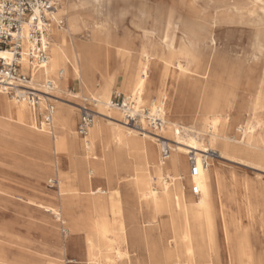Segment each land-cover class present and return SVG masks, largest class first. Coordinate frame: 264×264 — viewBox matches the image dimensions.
I'll return each instance as SVG.
<instances>
[{
  "label": "bare ground",
  "instance_id": "bare-ground-1",
  "mask_svg": "<svg viewBox=\"0 0 264 264\" xmlns=\"http://www.w3.org/2000/svg\"><path fill=\"white\" fill-rule=\"evenodd\" d=\"M68 10L63 2V7L54 13L49 61L43 69L34 72L29 84L44 93V96L40 94L38 106L10 98L0 88V140L22 138L31 146L69 159L70 171H57L60 203L50 210L57 217L64 216L73 230H84L89 261L119 264L126 256L121 245L134 235L131 224L138 225L134 212L127 207V200L132 197L143 210L145 222L156 224L158 231L157 239L153 240L147 227L137 229V236L149 245L148 264H212L210 249L219 218L231 247L232 264H264V259L257 260L247 244L243 223L245 219L252 218L257 208L255 197L248 195V192H254L253 186L237 183V188L244 191L239 203L242 211L239 217L228 215L227 204L221 202L219 207L216 204L218 197L225 193V186L222 175L213 168L214 161L209 160V166L198 176L189 175L188 171L189 155H194L200 164L202 150H214L219 158L264 167V126L256 116L258 109H264V86L260 85L255 94L249 117L243 110L251 108V104L248 105L243 92L237 91L242 75L253 72V69L241 62L232 67L226 91L215 87L210 92L201 91V96L193 100L187 98L190 69L182 59L186 62L193 59L195 72L200 75L207 76L210 70L194 54L198 50L186 33L179 39L175 35L169 38L161 36L159 46L142 43L135 52L129 39L113 38L104 33L101 24H95L90 28L88 41L79 42L74 36L85 25L81 24L78 15ZM66 11L67 28L56 26L55 21L65 16ZM165 50L168 54L163 53ZM114 62L124 72V92L138 95L142 106L151 110L158 108L166 114L167 111L177 114L184 110L190 115L188 125L178 121L177 115L165 118L163 130L174 136L177 146L164 137H155L156 133L148 132L145 122L140 131H130L131 128L126 131L122 128L110 130L100 120L102 115L117 122L124 118L121 110L109 105L116 79L112 68ZM151 69L152 77L149 74ZM64 72L69 78L80 81L84 99L90 100L94 107L100 105L99 109L95 108L99 118H95L91 126L93 139L90 140L88 134L84 138L85 153H81L74 130V112L63 108L64 101L51 97V89L46 85L48 80H52L53 89H56L64 78ZM145 92L146 98L142 96ZM175 93L177 100L174 101ZM49 99L55 102L54 110L45 115V120L37 126V109L41 112L42 108L48 107ZM72 107L80 110V106ZM11 122L16 126H11ZM126 124L128 122L125 121L120 126L127 128ZM256 126L261 128L257 130ZM184 130L196 135L191 138L186 133V140H183ZM205 140L208 145L202 144ZM165 143L171 151L163 159L160 148ZM92 174L106 177V191L100 187L93 188ZM185 181L200 188L198 199L187 194ZM82 192L87 193V198L81 196ZM230 198L233 200L234 195L231 194ZM83 201L93 211V217L85 226L79 227V219L74 213L78 202ZM231 227L235 228L234 237ZM165 235L168 236L166 243Z\"/></svg>",
  "mask_w": 264,
  "mask_h": 264
},
{
  "label": "rangeland",
  "instance_id": "rangeland-1",
  "mask_svg": "<svg viewBox=\"0 0 264 264\" xmlns=\"http://www.w3.org/2000/svg\"><path fill=\"white\" fill-rule=\"evenodd\" d=\"M63 2L68 11L78 15L81 24L85 25L74 36L79 42L88 41L90 28L95 24H101L104 33L113 38L129 39L135 52L142 43H155L159 46L162 42L161 36L169 38L175 35L179 39L186 33V37L193 40L198 50L194 54L201 60V64L210 70L207 76L200 75L195 72L193 59H188L187 62L182 59L190 69L187 98L193 100L201 96V91L210 92L215 87L226 91L232 67L244 62L253 72L242 75L237 91L243 92L248 105L251 104V108L243 110L244 115H251L255 94L260 85L264 86V0H59L60 7H63ZM67 17L66 11L63 16L64 28H67ZM159 49L161 52V46ZM163 53L168 54V51ZM120 67L114 62L112 68L116 79L113 92L125 93V75ZM149 74L153 76L152 69ZM63 77V80L58 82V87L50 90L51 97L64 101L66 104H62L63 108L74 112V130L80 142L81 153H85L86 136L77 133L80 111L72 106L87 105L99 109L100 105L94 107L90 100H83L84 93L81 92L78 79L69 78L66 72ZM98 81H101L99 77ZM40 94L44 96V93ZM142 96L146 98L147 92ZM152 96L151 94L150 97ZM175 100L177 94L174 96ZM50 101L55 104L54 100L49 99L48 105ZM46 109V106L42 108L41 113L37 109V126L44 120L42 113ZM164 115L165 118L178 116L176 119L182 124H189L190 115L184 110L177 114L167 111ZM256 116L264 126V109H258ZM100 118L110 130L122 128L127 131L131 128L130 131H140L142 127V124L137 126L132 123L126 124L127 128L122 127L120 125L125 122L124 118L121 119L122 122L112 121L103 115ZM11 124L16 126L15 123ZM260 128L261 126H256L257 130ZM147 131L156 133L155 137H164L176 145L174 136L167 130L153 131L147 126ZM186 133L191 138L196 135L184 130L183 140H186ZM87 134L92 140L93 127H90ZM147 139L152 140L150 137ZM202 144L208 145L209 142L205 140ZM200 153L202 157L208 152L202 150ZM209 160L214 161L213 168L222 175L225 186V193L223 192L220 198L217 195L216 204L218 207L221 202L227 204L228 215L239 217L242 211L239 203L244 191L237 188V183H249L253 186L254 192H248V195L255 197L257 208L252 214L253 219L247 218L243 223L246 226L247 244L254 251L257 260L264 259V167L218 156ZM57 171H70L69 159L66 156L31 146L22 138L0 140V264H98L88 259L84 230H73L64 216L57 217L50 210V207L60 203ZM123 174L122 172L121 175ZM92 176L94 189H108L104 175ZM154 185L157 187V184ZM185 185L187 194L192 195L190 184L186 182ZM231 194L234 195L233 200L230 198ZM81 196L87 198L88 195L82 192ZM127 207L134 212L138 225L131 224L134 235L130 236L127 243L121 245L126 256L119 264H148L149 245L137 236V229L147 227L152 239L156 240V224L148 225L145 222L143 210L134 198L127 200ZM74 215L79 219V227H83L93 217V211L86 201L78 202ZM222 224L219 218L210 249L212 264H232L231 247ZM231 233L234 237L235 228L231 227ZM163 239L166 243L168 236H163Z\"/></svg>",
  "mask_w": 264,
  "mask_h": 264
},
{
  "label": "built area",
  "instance_id": "built-area-1",
  "mask_svg": "<svg viewBox=\"0 0 264 264\" xmlns=\"http://www.w3.org/2000/svg\"><path fill=\"white\" fill-rule=\"evenodd\" d=\"M60 7L59 0H0V88L9 96L26 100L36 107L40 93L32 87L35 71L43 69L49 61L51 44V25L53 15ZM65 20L60 17L55 25L63 27ZM48 89L54 88V82H46ZM109 105L119 109L128 123L140 126L145 122L153 131H161L165 126V115L160 109L151 110L138 102V95H126L115 91ZM54 110L51 101L47 114ZM78 133L86 136L94 123L96 110L90 106H80ZM49 118H47L48 120ZM171 148L166 143L161 156L166 159ZM214 150L204 154L200 164L194 155L189 156L190 173L198 176L202 169L209 166V159L217 157Z\"/></svg>",
  "mask_w": 264,
  "mask_h": 264
},
{
  "label": "crops",
  "instance_id": "crops-1",
  "mask_svg": "<svg viewBox=\"0 0 264 264\" xmlns=\"http://www.w3.org/2000/svg\"><path fill=\"white\" fill-rule=\"evenodd\" d=\"M115 92V91H114ZM114 92H112V94L114 93ZM123 93V92H122ZM112 94H111V96H112ZM125 94V93H124ZM127 95V94H126ZM84 101H87L86 99H83ZM81 105V104H80ZM39 113H41L40 111H39ZM47 114V112L45 111L44 113H42V115H43V118H44V120H45V115ZM79 120H80V115H79ZM78 124H79V121H78V123H77V133H78ZM79 134V133H78ZM80 135V134H79ZM188 171H189V175H191V173H190V164L188 163ZM196 187V188H195ZM201 190H200V188H198L197 186H196V184L194 183V184H191L190 185V192H191V194L192 195H194V197H199L200 196V194H201V192H200Z\"/></svg>",
  "mask_w": 264,
  "mask_h": 264
}]
</instances>
